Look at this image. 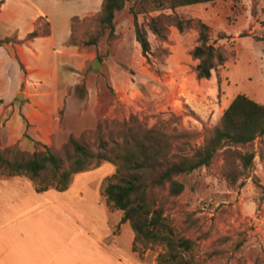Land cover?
<instances>
[{
    "label": "rangeland",
    "instance_id": "374dc122",
    "mask_svg": "<svg viewBox=\"0 0 264 264\" xmlns=\"http://www.w3.org/2000/svg\"><path fill=\"white\" fill-rule=\"evenodd\" d=\"M244 4L241 0H233L231 8ZM261 0L255 4L258 6ZM133 1L128 0L123 10L115 14V26L112 32L105 30L94 45L83 47L91 35L97 32L94 20H85L95 17L98 12L84 17H78L79 22L74 25V36L80 46L77 52L83 53L80 62L70 63L62 71H75L77 65L83 62L77 71L82 77L74 91L75 97H84L87 93L86 85L95 87L92 100H97L95 111L97 121L94 123L91 115L86 112L91 109L92 103H86L84 123L81 124L79 116L75 113L64 115V110L57 111L53 116L54 124H59V130L50 136L51 143L45 144L36 140L29 125L22 117L21 124L9 122L12 112H18L23 106V99H18L17 94L23 88L31 93H45L51 90L50 71L53 58L51 39L38 38L35 47L39 52L36 56L31 49L24 48L21 55L15 50L20 46L15 36L10 37L11 47L3 44L0 46V147L6 148L15 145L20 151L31 154L43 150L44 146L62 154L63 143L66 139L63 130L80 137L91 148H95L99 139L121 140L123 135L120 130L122 123L127 122V127L141 124L144 128L154 125L159 126L170 136L172 141L175 133L188 132L187 138L191 143L202 144L203 136L208 126L201 118L206 112L210 101L219 91H224L229 101L237 94L249 93L250 89L258 88L261 92L260 101H264V64L258 58L251 66L239 58L238 62L233 56V41L230 38H220L223 27L233 25L237 18L233 14H222V19L216 28H211V41L225 52L228 63L223 67L217 66L208 79L191 78L195 74L194 67L197 63L192 59L190 51L197 44V32L194 28L179 33L173 27L168 30L165 41L157 39L150 31L147 38L151 51L145 59L140 52L139 45L134 37V18L129 13ZM42 7V6H41ZM60 12L51 13L56 38L61 37L64 26L65 14H78L67 5ZM43 9L49 10L48 5ZM196 7L186 6L176 9L178 14H193ZM151 12L149 15H156ZM138 23H144L145 17L137 16ZM45 19L37 22L36 29L44 33L49 26ZM71 25V21H70ZM245 34V31L243 32ZM69 46V45H68ZM25 61L22 62V59ZM97 62L93 66V62ZM43 71V72H41ZM116 73L125 87L123 90L114 88L110 75ZM48 73V74H46ZM101 75L102 79H89L90 75ZM171 75H182L186 95L183 103L178 102L171 107L167 102V92L164 81ZM251 75V82L247 80ZM43 77V79H40ZM87 81V82H86ZM139 81L142 85L138 88V95L127 101H121L124 93L130 95L132 82ZM35 82L36 84H32ZM37 87L33 91L34 87ZM92 101V102H93ZM9 115V116H8ZM6 116V117H3ZM58 119V121H57ZM58 122V123H57ZM101 123V129L96 126ZM83 125V126H81ZM66 127V128H65ZM83 127V129H82ZM13 132L17 139L9 138ZM17 131V132H16ZM125 136V135H124ZM254 152L252 165L234 185H229L222 174V156L220 153L214 157L208 167H201L189 174L179 176L183 182L184 190L178 196H167L165 190H154L151 197L163 209L165 221L173 228L174 233L193 241V264H264V184L253 171L259 161L264 162V149L253 143ZM264 165V163H263ZM115 166L109 162L101 161L91 169L73 174L66 192L46 189V197L58 206L60 218H72L84 222L85 230L93 235L103 233V227L92 226L91 222L104 219L101 207L110 222L118 220L122 212L106 202L101 194V187L106 179L112 175ZM115 169V168H114ZM48 176V175H47ZM50 177V176H48ZM41 180H31L42 185ZM64 190V191H65ZM43 192V191H42ZM62 194V195H61ZM64 194V195H63ZM118 248L128 251V244L132 230L129 223L120 229ZM111 236V234H110ZM160 246L154 245L144 251L142 260L144 264H155ZM127 264L133 260H124Z\"/></svg>",
    "mask_w": 264,
    "mask_h": 264
},
{
    "label": "trees",
    "instance_id": "16d2710c",
    "mask_svg": "<svg viewBox=\"0 0 264 264\" xmlns=\"http://www.w3.org/2000/svg\"><path fill=\"white\" fill-rule=\"evenodd\" d=\"M127 1L102 0L98 14L85 17L96 22L97 32L81 45H94L105 30L112 32L115 14L123 10ZM132 1L129 13L134 18V37L145 59L151 51L147 31L165 41L169 28L173 27L179 33L191 28L197 32V44L190 51L192 59L197 61L194 67L197 79H208L211 72L227 60L222 48L211 41L209 25L191 14L176 12L180 7L216 0ZM256 1L252 0L253 15ZM151 12L157 14L149 15ZM138 15L145 17L144 23H138ZM78 22V16L71 18L67 45L80 46L73 32ZM260 25L264 28V20ZM47 35L49 29L44 33L34 30L25 40ZM219 37L230 38L225 34ZM256 39L264 42V33ZM10 41V37L0 39V46ZM126 125L128 121L122 123L120 132L125 136L121 140L99 139L94 149L80 137L69 134L60 155L48 146L31 154L20 151L15 145L0 147V175L26 176L30 180L43 178L42 185L36 183L37 192L48 188L61 192L68 187L73 174L91 169L101 161L109 162L115 166V172L102 185L101 194L108 204L122 212L121 222L129 223L133 232L132 250L143 256L146 249L157 245L162 251L157 253L155 264H193V241L174 233L165 221L162 206L155 203L151 194L160 189L165 190L167 196L180 195L184 184L178 177L210 166L217 153L222 156L223 177L229 185H234L252 165L254 140L264 134V105L245 94H237L223 110L218 123L205 131L200 145L187 139L188 132L175 133L173 139L180 140L174 142L157 125L144 128L136 124L125 131ZM96 129H101V123Z\"/></svg>",
    "mask_w": 264,
    "mask_h": 264
},
{
    "label": "crops",
    "instance_id": "0c3cea01",
    "mask_svg": "<svg viewBox=\"0 0 264 264\" xmlns=\"http://www.w3.org/2000/svg\"><path fill=\"white\" fill-rule=\"evenodd\" d=\"M232 1L216 0L191 5L196 7L191 15L216 28L222 19V14H233L237 18L236 23L222 29L233 41L232 58H236V61L231 59L232 63L238 62L241 58L248 66H251L259 58L264 64V42L256 39L264 33V28L260 25V21L264 20L262 11L264 0H261L258 6L256 5L254 15L251 13L252 0H241L244 4L235 2L239 5L231 8ZM101 2L102 0H0V39L15 36L20 44L15 50L17 54L21 55L23 49L27 48L39 56L35 47L36 40L38 38L51 39L50 45L54 58L50 65L52 71L49 73L51 90L45 93H31L23 88L21 90L23 106L18 112L9 114L11 115L9 122L14 121L21 124L23 117L29 125H35L30 128L34 138L47 145L51 143L50 136L59 130V124H54L53 119L56 118L53 116L57 111H61L60 109L64 110L65 116L77 114L80 123L83 124L85 115L83 107L86 103H92L91 109L86 113L91 115L94 123L97 121V111H95L97 100H92L96 88L87 84V93L84 97L74 96L76 85L82 81L77 70L81 69L83 62L77 65L75 71L61 72L59 66L64 67L71 62H80L79 58L83 55L77 52L76 46H68L66 43L71 33V18L90 16L98 12ZM44 5H48L49 10L43 9ZM67 5L77 10L78 14H65L63 33L61 37L56 38L49 12L61 13L62 7ZM43 19L49 24V35L25 40L27 34L36 29L37 22ZM244 31L245 34H243ZM4 44L11 47V41ZM20 58L22 59V56ZM22 62L25 61L22 59ZM227 63L228 59L221 66ZM190 76L196 78L194 73ZM97 78L102 79V76L96 74L89 76V79ZM251 78V75H247L249 82L252 81ZM110 81L117 90H123L125 87L114 72L110 75ZM262 81L264 83V79ZM164 83L168 104L174 107L178 102L183 103L182 97L186 95L183 76L170 74ZM131 85L135 91L130 92V95L124 93V96L119 97L121 101H127L129 97L133 98L138 95V88L142 84L135 81ZM36 89L35 86L33 91ZM125 89L127 90V87ZM248 92L242 94L264 105V101L258 99L262 97L258 88H252ZM230 101L224 91H219L200 118L208 126L216 125ZM63 132L65 137L71 133L66 129ZM18 137L10 130L9 138L15 140ZM254 143L264 149V134L257 137ZM263 163L259 161L253 173L264 184ZM114 168L112 171L115 172ZM66 191L68 190L61 192ZM58 192L60 191L56 193ZM47 193L51 192L49 190L37 192L35 185L26 176L0 175V264H127L125 259L133 260L132 263L135 264H144L142 256L132 250L133 232L130 236L128 251L125 252L118 248V241L121 237L113 233L120 232V229L126 225V222H121V218L110 222L105 208L101 207L104 219L91 222V225L103 227V233L93 235L91 231L84 229V222L72 218H60L58 206L49 201L46 197Z\"/></svg>",
    "mask_w": 264,
    "mask_h": 264
},
{
    "label": "water",
    "instance_id": "95a60500",
    "mask_svg": "<svg viewBox=\"0 0 264 264\" xmlns=\"http://www.w3.org/2000/svg\"><path fill=\"white\" fill-rule=\"evenodd\" d=\"M97 62H93V66H95V64H96ZM17 97H18V99H23V95H22V93H18L17 94Z\"/></svg>",
    "mask_w": 264,
    "mask_h": 264
}]
</instances>
